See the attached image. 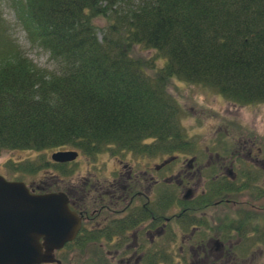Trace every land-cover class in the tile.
<instances>
[{
    "label": "trees",
    "instance_id": "obj_1",
    "mask_svg": "<svg viewBox=\"0 0 264 264\" xmlns=\"http://www.w3.org/2000/svg\"><path fill=\"white\" fill-rule=\"evenodd\" d=\"M0 4L52 65L39 67L26 55L0 9V153H186L191 144L167 90L173 78L216 89L238 105L264 103V0ZM98 17L107 22L101 38ZM133 46L154 56L144 62Z\"/></svg>",
    "mask_w": 264,
    "mask_h": 264
},
{
    "label": "flooded vegetation",
    "instance_id": "obj_2",
    "mask_svg": "<svg viewBox=\"0 0 264 264\" xmlns=\"http://www.w3.org/2000/svg\"><path fill=\"white\" fill-rule=\"evenodd\" d=\"M239 140L249 143L225 145L214 152L208 148L192 158L179 155L154 164L116 156L109 165L103 162L101 170L86 160V171L94 167L99 174L94 179L82 177L64 190L81 226L56 253L70 246L94 245L116 249L117 264H234L237 256L225 251L226 245L241 249L244 243L247 247L264 243V144L253 138ZM177 160L181 165L174 170L170 165ZM239 195L245 200L240 201ZM217 207L232 215H223L215 225L208 211ZM154 250L160 255L154 257Z\"/></svg>",
    "mask_w": 264,
    "mask_h": 264
},
{
    "label": "rangeland",
    "instance_id": "obj_3",
    "mask_svg": "<svg viewBox=\"0 0 264 264\" xmlns=\"http://www.w3.org/2000/svg\"><path fill=\"white\" fill-rule=\"evenodd\" d=\"M0 9L11 26L13 37L26 55L37 66L51 69L52 65L48 53L28 42L25 32L19 25L15 24L11 9L4 4H0ZM94 21L97 26V36L101 38L107 22L101 17L96 18ZM131 53L144 62L154 56L152 51L139 46H133ZM157 65L160 66L161 61H157ZM146 69L150 74H153L149 64L146 65ZM167 90L179 106V122L191 144V149L185 151L186 153H175L172 156L184 155L192 158L198 152H203L208 148L213 152L221 151L222 146L248 142L239 139L253 138L256 139V142L264 144V103L238 105L223 97L216 89L177 78L169 80ZM77 151L79 156L69 162L70 166L61 167L51 161L50 156L53 150H7L0 153V174L8 180L25 182L31 188H44L46 192H64L68 184L79 181L82 177L94 179L99 174L94 167L90 168L89 173L86 171V160L95 163V165L97 163L102 170L104 168L102 167L103 162L109 165L116 158L128 161L131 159L135 161L143 160L154 164L172 157L167 155L158 157L141 156L129 151H118L113 147L92 153ZM214 160L215 156L211 161ZM179 164L180 160H177L170 167L173 166L175 170ZM168 172L171 173L169 169ZM189 188H191V184ZM183 192H185L184 189L179 193L180 197ZM239 200L243 201L245 197L239 195ZM171 214H175V211L172 210ZM225 214H227L225 217L232 215L230 211L222 210L220 207L208 211V215L215 225L219 222V218ZM214 234H219V232L216 231ZM233 239V242H236L237 239ZM179 244L176 242L175 245L178 246ZM245 244H241V249L238 247L227 249L228 246L226 245L225 251H229L230 254L233 252L232 255L237 256L234 264H264V243L258 244L259 246L256 247H247L244 246ZM93 246L90 245L85 249L70 246L56 253V258L61 261V264H103V262L117 264L120 260L118 254H114L116 249H99ZM238 246L240 247L239 244ZM172 250L179 251L177 247ZM99 255H103L104 261ZM209 263L220 264L218 261Z\"/></svg>",
    "mask_w": 264,
    "mask_h": 264
},
{
    "label": "water",
    "instance_id": "obj_4",
    "mask_svg": "<svg viewBox=\"0 0 264 264\" xmlns=\"http://www.w3.org/2000/svg\"><path fill=\"white\" fill-rule=\"evenodd\" d=\"M76 156V151H56L51 157L65 162ZM80 226L64 192L35 193L0 175V264L58 262L54 251L72 241Z\"/></svg>",
    "mask_w": 264,
    "mask_h": 264
}]
</instances>
